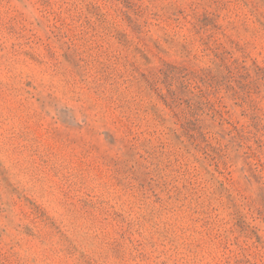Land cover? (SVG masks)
<instances>
[{"label":"rangeland","instance_id":"rangeland-1","mask_svg":"<svg viewBox=\"0 0 264 264\" xmlns=\"http://www.w3.org/2000/svg\"><path fill=\"white\" fill-rule=\"evenodd\" d=\"M264 0H0V264H264Z\"/></svg>","mask_w":264,"mask_h":264},{"label":"trees","instance_id":"trees-1","mask_svg":"<svg viewBox=\"0 0 264 264\" xmlns=\"http://www.w3.org/2000/svg\"><path fill=\"white\" fill-rule=\"evenodd\" d=\"M261 212L264 214V210H261Z\"/></svg>","mask_w":264,"mask_h":264}]
</instances>
